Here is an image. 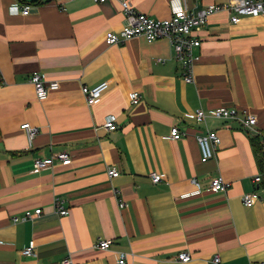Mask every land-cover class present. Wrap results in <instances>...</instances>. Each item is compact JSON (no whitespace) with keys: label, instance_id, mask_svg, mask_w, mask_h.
I'll return each instance as SVG.
<instances>
[{"label":"crops","instance_id":"0c3cea01","mask_svg":"<svg viewBox=\"0 0 264 264\" xmlns=\"http://www.w3.org/2000/svg\"><path fill=\"white\" fill-rule=\"evenodd\" d=\"M231 0H131L155 19L188 8L197 12ZM29 5L23 13L15 5ZM219 10L199 32L193 82H186L168 39L142 36L109 45L107 31L122 28L120 3L108 0H0V264H259L264 260V151L259 137L236 121L196 109L236 107L254 113L264 128V14L231 22ZM35 72L58 81L44 100L36 96ZM107 81L89 106L83 86ZM141 100L131 104L130 94ZM116 118L117 129L105 122ZM39 128L32 145L21 128ZM186 136L165 138L173 126ZM218 131L215 157L203 162L197 135ZM68 151L70 164L33 171L36 158ZM110 167L120 175L111 178ZM151 172L163 177L153 183ZM263 174L260 183L256 175ZM222 176L226 191H212ZM196 178L199 185L192 179ZM126 205L119 206L115 189ZM261 199L245 206L242 196ZM64 200L67 215L54 207ZM40 215L14 221L26 211ZM111 239L108 250L97 239ZM34 245L37 255L22 250ZM191 261L178 260L182 252Z\"/></svg>","mask_w":264,"mask_h":264},{"label":"built area","instance_id":"2783aa9c","mask_svg":"<svg viewBox=\"0 0 264 264\" xmlns=\"http://www.w3.org/2000/svg\"><path fill=\"white\" fill-rule=\"evenodd\" d=\"M95 3H104L108 0H93ZM120 3L126 22L118 31H107L105 41L109 45L119 44L125 42L133 37L142 36L147 41L152 42L158 39H168L174 51L175 58L180 62V69L183 79L186 82H193L194 66L198 59L196 49L201 46L202 40L198 32L207 25L209 17L219 10L231 11V22L238 23L244 16H259L264 14V0H231L229 3L212 4L203 9L193 12L188 8H183L173 14L171 17L164 19H155L145 13L136 10L131 0H116ZM23 13L29 12V5L23 7L18 4L15 5ZM31 82L35 87L36 96L39 100L47 98L50 90H55L59 87L58 81H48L45 76L39 72H35L31 77ZM109 88V82L104 81L94 87L83 86V94L86 97L89 106L95 104ZM141 100V94L138 91H132L130 94L131 104H137ZM197 123H205L208 117H213L221 120L236 121L246 132L259 137V143L264 151V128H259L258 117L251 112H242L236 107H217L209 111L203 108H198L192 114ZM106 129L113 131L117 129L116 118L109 115L106 119ZM21 128L25 130L29 145L31 146L36 135L39 132L37 126L29 122L23 123ZM186 132L182 131L180 127L173 126L170 134L165 138L178 140L185 137ZM197 140L201 149V159L203 162L215 157L218 147L221 144V137L215 129L206 127L205 131L197 135ZM63 164H70L72 162V155L68 151H61L52 154L47 158H36L33 163V171L38 172L45 168L51 167L55 162ZM108 174L111 178L120 175L117 167H110ZM150 178L153 183H159L163 177L160 173L151 172ZM255 182L260 183L263 180V174L254 177ZM195 185H199L196 178L192 179ZM230 187V183L225 181L222 176L213 177L210 183L212 191H226ZM115 194L118 197L119 206L122 208L126 205L123 199L119 197L120 191L116 188ZM261 194L258 191L245 193L242 196V202L245 206H252L261 199ZM56 212L61 215L69 213L68 207L64 204V200L56 197L54 201ZM42 209L38 208L35 211H26L24 215L14 217V221L28 220L35 215H40ZM112 245L111 239L99 238L93 246L98 249L108 250ZM26 256H36V250L33 244L22 250ZM128 253L124 251L118 252L117 264H128ZM192 257L189 252H182L178 256V260L184 263L191 261ZM213 264H220L221 258L215 255L212 259ZM63 264H72L70 258L64 259ZM259 264H264V260Z\"/></svg>","mask_w":264,"mask_h":264}]
</instances>
